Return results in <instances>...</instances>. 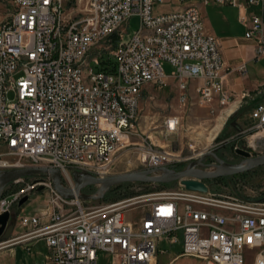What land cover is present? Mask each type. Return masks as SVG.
<instances>
[{
  "label": "built area",
  "instance_id": "1",
  "mask_svg": "<svg viewBox=\"0 0 264 264\" xmlns=\"http://www.w3.org/2000/svg\"><path fill=\"white\" fill-rule=\"evenodd\" d=\"M10 1L13 12L0 23V173L54 168L73 190V171L109 176L115 154L131 147L142 151L145 169L179 166L177 153L156 149L136 128L141 91L165 83L163 63L174 68L182 106L194 80L199 105L212 110L214 101L220 107L229 103L218 40L205 31L194 6L154 15V6L164 0ZM245 4L262 11L264 0ZM134 16L138 28L126 35ZM253 36L256 53L264 55L263 14L251 16L245 37ZM106 61L113 62L112 73L100 69ZM249 117L254 125L248 130L264 129V102ZM161 127L166 136L177 133L181 116H165ZM40 177L0 196V214L34 187L52 193V211L22 216L17 225L25 232L11 241L43 239V264H96L98 253L109 254L112 264H154L164 252L157 248L163 240L179 243L183 256L205 264H246V248L257 247L252 264H264V203L226 201L205 182L206 193L181 186L176 193L86 208L76 197L57 194L49 176ZM135 208L144 209L138 223L125 217ZM9 243H0V249Z\"/></svg>",
  "mask_w": 264,
  "mask_h": 264
},
{
  "label": "rangeland",
  "instance_id": "2",
  "mask_svg": "<svg viewBox=\"0 0 264 264\" xmlns=\"http://www.w3.org/2000/svg\"><path fill=\"white\" fill-rule=\"evenodd\" d=\"M177 0H164L154 6L153 14H162L173 11ZM260 14L264 17V6ZM138 28V18L131 17L126 29V35L133 34ZM163 71L165 75H170L174 68L168 63H163ZM186 104L182 106L179 101L180 94L173 85H147L140 94L139 117L136 128L144 136H149L154 143L156 149L164 148L169 152L177 153L181 159V164L190 163L199 157L201 153L215 151L218 157L227 162L245 161L243 157L235 152V149H243L248 151L252 157L264 154V129L254 128L248 130L254 125V122L246 115V109L238 111L235 116L223 120L220 129L215 133L213 128L216 125L218 114L214 109H207L196 103L195 94L188 88L186 91ZM9 99L13 98V94L8 95ZM255 99H262L264 102V86L260 88V93ZM258 103V104H260ZM180 115L181 127L174 135H164L162 132V121L165 116ZM258 134H262L258 136ZM207 138V139H205ZM220 138L219 144H216ZM135 141H140V137H135ZM149 142V140H147ZM218 148V150H217ZM217 150V151H216ZM217 163L213 158L209 159L211 168ZM145 169L143 164L142 151L137 147L125 148L119 150L113 159L109 170V176L130 173ZM40 176L26 177L23 182L8 184L2 191L0 196L8 195L15 191L24 189L27 185H31L35 180H40ZM208 185L214 192L222 195L224 200L232 201L227 197H238L239 200L264 203V165L255 167L244 173L229 177H221L207 180ZM71 183L74 184L71 177ZM41 187V186H40ZM34 187L21 194L9 209L12 216H16L17 224L20 218L25 215H42L52 211L51 200L52 193L43 188ZM181 185L178 182L156 185L153 183L142 182H124L114 184L108 187L101 185H89L80 190L82 195H93L94 198L79 199L82 206L86 208H100L126 198L143 195L153 192L176 193L180 191ZM100 194V195H99ZM99 195L98 197H95ZM27 197L26 202L19 206V201ZM44 210V211H43ZM144 215L143 208L129 209L125 212L127 220L138 223ZM47 217L42 216V221ZM16 224V225H17ZM16 228V226H15ZM19 229V228H18ZM14 233L11 240H15ZM2 243V240H0ZM1 248V247H0ZM158 250H164L162 254H158L154 264H205L202 260L183 256L179 243L170 244L167 240H163L157 245ZM5 250L0 249V253ZM47 251L44 241H37L36 245L27 251V247L16 246L15 253L7 252L0 255L3 258L0 264H36L38 259L37 253ZM257 247L246 248L248 262L252 264L253 257ZM96 264H112L111 256L107 253H98Z\"/></svg>",
  "mask_w": 264,
  "mask_h": 264
},
{
  "label": "crops",
  "instance_id": "3",
  "mask_svg": "<svg viewBox=\"0 0 264 264\" xmlns=\"http://www.w3.org/2000/svg\"><path fill=\"white\" fill-rule=\"evenodd\" d=\"M237 1L238 5L221 4L217 0H177L176 6L173 7V10L190 6L196 7L200 11L205 31L218 40L225 73L224 88L231 97L225 107H220L217 101H214L212 108L218 117L223 115L224 120L244 109H246V115L249 116L251 110L263 101L262 99H255V97L260 93V88L264 86V55L256 53L255 36L245 37L250 26L251 16L259 14L260 8L247 6L245 0ZM12 12L11 1L0 0V23L8 20ZM164 84L173 85L180 94L176 79L171 74L167 75ZM198 84V80L190 81L188 88L192 90L193 94H195V87ZM205 108L209 109V107ZM24 232L16 225L13 233L18 237ZM39 240L44 241L43 239H26L10 242L8 246L1 249L5 251L1 252L0 255L7 252L14 254L16 246L27 247V251L30 252ZM46 255L47 251L37 253L38 259L35 263L43 264ZM2 260L3 258L0 257V263Z\"/></svg>",
  "mask_w": 264,
  "mask_h": 264
},
{
  "label": "water",
  "instance_id": "4",
  "mask_svg": "<svg viewBox=\"0 0 264 264\" xmlns=\"http://www.w3.org/2000/svg\"><path fill=\"white\" fill-rule=\"evenodd\" d=\"M220 138L217 139L216 144H219ZM235 152L245 161L241 163H230L218 157L216 152L209 151L201 153L199 157L192 160L187 166L182 169L161 167L158 169H143L130 173L111 175L105 177H95L88 172L73 171L72 178L74 181V188L65 187L63 185L61 175L58 169L45 168V167H23L10 169L0 173V195L3 189L10 183L19 178L31 176H49L52 180V188L60 196L77 199H90L94 198L93 195H82L80 190L89 185H101L105 188L114 184L124 182H142L153 184H168L178 182L187 191H197L206 193L208 188L205 185L207 180L229 177L238 175L249 171L255 167L264 165V154L252 157L251 154L243 149H235ZM213 158L216 165L212 166L204 163L206 158ZM43 188L40 187L39 190ZM27 197L19 201V206L26 202ZM17 224L16 216H12L10 212L5 211L0 214V240L2 242H11V236Z\"/></svg>",
  "mask_w": 264,
  "mask_h": 264
},
{
  "label": "trees",
  "instance_id": "5",
  "mask_svg": "<svg viewBox=\"0 0 264 264\" xmlns=\"http://www.w3.org/2000/svg\"><path fill=\"white\" fill-rule=\"evenodd\" d=\"M100 69L112 73V72L114 71L113 62H111V61L103 62V65H102V67H101ZM236 113H237V112H236ZM236 113H235V114H236ZM235 114L232 115L230 118H232L233 116H235ZM158 184H159V185H162V184H160V183H158ZM158 184H156V185H158Z\"/></svg>",
  "mask_w": 264,
  "mask_h": 264
},
{
  "label": "bare ground",
  "instance_id": "6",
  "mask_svg": "<svg viewBox=\"0 0 264 264\" xmlns=\"http://www.w3.org/2000/svg\"><path fill=\"white\" fill-rule=\"evenodd\" d=\"M231 108V107H230ZM228 110V109H227ZM220 115H221V113H220ZM223 116V115H222ZM222 116H219V117H217V119H216V125H214V128H213V130H214V132L216 133L219 129H220V127H221V125H222V123H223V120H224V117H222ZM228 116V115H227ZM260 135H262V134H258V136H260ZM205 139H207V138H205ZM100 195V194H99ZM99 195H96L95 197H98Z\"/></svg>",
  "mask_w": 264,
  "mask_h": 264
},
{
  "label": "flooded vegetation",
  "instance_id": "7",
  "mask_svg": "<svg viewBox=\"0 0 264 264\" xmlns=\"http://www.w3.org/2000/svg\"><path fill=\"white\" fill-rule=\"evenodd\" d=\"M217 150H218V148H217ZM216 150V151H217ZM252 156V155H251ZM211 157H209V158H206L205 160H204V163L205 164H209V159H210ZM243 159H245V158H243ZM231 163H233V162H231ZM234 163H238V162H234ZM189 163H187V164H180L179 166H177L176 167V169H182L183 167H185V166H187Z\"/></svg>",
  "mask_w": 264,
  "mask_h": 264
}]
</instances>
